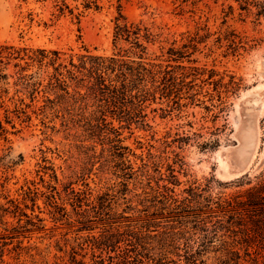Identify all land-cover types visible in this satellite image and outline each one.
Masks as SVG:
<instances>
[{
  "label": "rangeland",
  "instance_id": "rangeland-1",
  "mask_svg": "<svg viewBox=\"0 0 264 264\" xmlns=\"http://www.w3.org/2000/svg\"><path fill=\"white\" fill-rule=\"evenodd\" d=\"M87 3L0 0V46L60 53L0 64V264H109L110 239L264 264V205L238 204L264 178V0ZM85 55L144 63L149 95L92 93Z\"/></svg>",
  "mask_w": 264,
  "mask_h": 264
},
{
  "label": "trees",
  "instance_id": "trees-1",
  "mask_svg": "<svg viewBox=\"0 0 264 264\" xmlns=\"http://www.w3.org/2000/svg\"><path fill=\"white\" fill-rule=\"evenodd\" d=\"M64 1V0H63ZM99 0H88V3L85 5L86 9L91 8V6H95L98 8ZM136 31H140L137 29ZM134 37L133 44L136 48L141 49L142 53L146 49L140 43V37L138 32L132 33ZM126 37V40L130 39L131 31L127 25L117 26L116 38ZM25 55L22 56L21 53ZM19 53V56L16 55ZM53 54L59 59V52H46L45 50H37L32 51L28 49L17 50L13 46L1 45L0 46V64L3 63L4 59H18L28 57L33 62H38L42 64L45 60L49 59L50 55ZM80 65L78 67L79 73L83 74V78L80 79V82L88 83V90L92 91L94 94L101 93L102 95H108L114 103H118L120 101L127 102V99L138 98L139 95H133L132 91L136 90L138 93L142 92L144 94L143 97H146L149 92L141 89L140 84L145 80L146 75L153 74V70L148 69L144 63L140 62L137 66L135 61H130L132 64H129L124 59H119L116 56L114 57H102V56H91L85 55L80 58ZM51 64H55V60H51ZM73 67H76L73 62L71 63ZM77 68V67H76ZM58 71V69H56ZM159 72L157 71V74ZM71 74V73H70ZM116 75L115 79H111V75ZM160 74V73H159ZM61 75V74H59ZM6 75H1L3 78ZM72 80L76 79L74 73L71 74ZM154 78V77H153ZM58 82H62L60 78H57ZM64 82V81H63ZM121 82V85L118 86L117 83ZM140 95V96H141ZM142 102V101H141ZM142 110V108H141ZM123 111V109H121ZM129 110H124L123 113L129 114ZM141 114V113H140ZM241 197V196H240ZM245 199H242L238 204L242 206H252V207H261L264 205V178L259 183V185L251 188L244 196ZM219 208H224L221 203L218 204ZM2 209L0 208V219ZM132 243V241H130ZM119 242L110 239L108 242L104 243V247L112 248V250L116 253V256H109L110 263L109 264H198V259L194 256V254H188L184 256V259H167L166 256L156 258L150 252H146V248L142 243L135 242L132 244L134 250L130 251L128 248L121 249L118 246ZM139 247H142L143 250H139ZM103 249V248H102ZM134 254L131 255L130 253ZM165 255V254H164ZM179 258L181 255L176 254ZM240 255L237 253H231V256L228 255V258L225 260H220L217 264H239ZM183 260V261H182ZM104 264V260H103ZM201 264H204L203 262Z\"/></svg>",
  "mask_w": 264,
  "mask_h": 264
}]
</instances>
